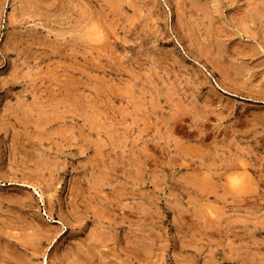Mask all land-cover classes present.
Listing matches in <instances>:
<instances>
[{
  "label": "rangeland",
  "instance_id": "rangeland-1",
  "mask_svg": "<svg viewBox=\"0 0 264 264\" xmlns=\"http://www.w3.org/2000/svg\"><path fill=\"white\" fill-rule=\"evenodd\" d=\"M0 264H264V0H0Z\"/></svg>",
  "mask_w": 264,
  "mask_h": 264
}]
</instances>
